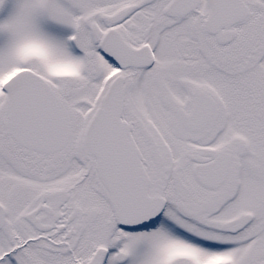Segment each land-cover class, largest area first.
I'll return each mask as SVG.
<instances>
[{
  "label": "snow or ice",
  "instance_id": "6c2138e0",
  "mask_svg": "<svg viewBox=\"0 0 264 264\" xmlns=\"http://www.w3.org/2000/svg\"><path fill=\"white\" fill-rule=\"evenodd\" d=\"M0 264H264V0H0Z\"/></svg>",
  "mask_w": 264,
  "mask_h": 264
}]
</instances>
